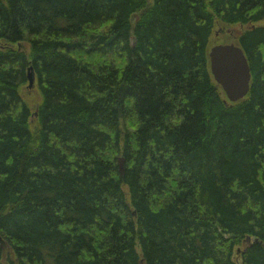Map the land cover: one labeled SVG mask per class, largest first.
<instances>
[{"label": "trees", "instance_id": "1", "mask_svg": "<svg viewBox=\"0 0 264 264\" xmlns=\"http://www.w3.org/2000/svg\"><path fill=\"white\" fill-rule=\"evenodd\" d=\"M262 23L264 0H0V264H264ZM232 27L237 103L208 58Z\"/></svg>", "mask_w": 264, "mask_h": 264}, {"label": "water", "instance_id": "2", "mask_svg": "<svg viewBox=\"0 0 264 264\" xmlns=\"http://www.w3.org/2000/svg\"><path fill=\"white\" fill-rule=\"evenodd\" d=\"M135 22L138 17L134 16ZM210 73L230 103H237L244 99L250 90L251 74L248 61L240 46L236 44H222L211 47L209 54ZM28 88H32L35 78L29 69ZM121 171L123 161L119 159Z\"/></svg>", "mask_w": 264, "mask_h": 264}, {"label": "rangeland", "instance_id": "3", "mask_svg": "<svg viewBox=\"0 0 264 264\" xmlns=\"http://www.w3.org/2000/svg\"><path fill=\"white\" fill-rule=\"evenodd\" d=\"M264 24V23H262ZM222 30H219L217 34L213 37L211 40V47L215 45H222V44H231L234 42L233 37L238 35L239 32L242 31V28L240 27H232L226 30H223V33L221 32ZM210 47V48H211ZM39 92H37V89L35 87L28 89L24 88L22 90V96L23 99L25 100L26 104L29 107H33L35 104H38L41 102V95Z\"/></svg>", "mask_w": 264, "mask_h": 264}, {"label": "bare ground", "instance_id": "4", "mask_svg": "<svg viewBox=\"0 0 264 264\" xmlns=\"http://www.w3.org/2000/svg\"><path fill=\"white\" fill-rule=\"evenodd\" d=\"M119 159L123 161V158L122 157H120Z\"/></svg>", "mask_w": 264, "mask_h": 264}]
</instances>
